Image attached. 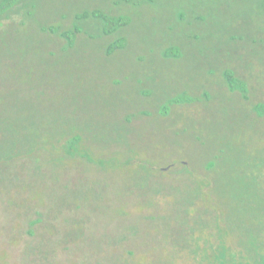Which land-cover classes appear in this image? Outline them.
Listing matches in <instances>:
<instances>
[{
	"label": "rangeland",
	"instance_id": "rangeland-1",
	"mask_svg": "<svg viewBox=\"0 0 264 264\" xmlns=\"http://www.w3.org/2000/svg\"><path fill=\"white\" fill-rule=\"evenodd\" d=\"M94 8L130 23L76 19ZM76 23L72 45L50 29ZM259 102L264 0H20L0 19V264L219 262L232 179L264 207ZM74 131L90 155L67 154Z\"/></svg>",
	"mask_w": 264,
	"mask_h": 264
},
{
	"label": "trees",
	"instance_id": "trees-1",
	"mask_svg": "<svg viewBox=\"0 0 264 264\" xmlns=\"http://www.w3.org/2000/svg\"><path fill=\"white\" fill-rule=\"evenodd\" d=\"M20 0H0V19L7 14ZM76 19L80 20H98L102 23V31L105 34H113L123 27L127 26L130 23V17L127 15H119L113 16L106 13L101 8L94 9H86L84 11L76 13ZM50 29L64 37L67 40L69 45H72L75 42L76 35L81 31V27L76 23L73 28H69L66 30H61L60 27H50ZM124 46V41L119 40L111 45L110 51H114L120 47ZM167 55H175L174 48L168 49L166 52ZM226 80L228 86L231 90H239L246 97L248 92V83L242 78L238 77L236 73L227 69L225 71ZM189 100L185 97H179L172 99V102H180ZM168 108V106H165ZM256 110L259 115H264V103L259 102L256 105ZM76 149H79V144L76 145ZM77 152V151H76ZM74 153V152H73ZM104 164V161H101ZM242 176H238L235 180L232 179V185H230V191L227 194L234 196V199H225L224 201L217 202L218 206L226 207L231 211L232 214L230 217H221L216 215L215 211L210 209V212L214 213L211 219H213L215 226L213 229L215 230V237L220 238V242H222V251L217 255V258L221 260L219 262H211L213 264H264V255L263 253H258V245L264 247L263 238H264V225L259 230L258 227L249 221V212L254 214L259 213L263 219L264 224V207L262 205L253 204L246 205L243 199V195L240 192L238 185L242 184L241 181ZM212 183V182H211ZM211 189V188H210ZM224 190H218L217 192H222ZM229 196V195H228ZM262 203V202H261ZM229 212V211H228ZM211 215V213H210ZM248 215V216H246ZM258 215V214H257ZM246 219L248 223L246 222ZM247 228L253 233L254 240L248 246H245L242 242V229ZM257 229L259 233L257 232ZM263 230V231H262ZM258 235H256V234ZM244 234V233H243ZM227 237L225 240L224 238ZM245 237V236H244ZM224 240V241H223ZM263 243V244H262Z\"/></svg>",
	"mask_w": 264,
	"mask_h": 264
},
{
	"label": "flooded vegetation",
	"instance_id": "flooded-vegetation-1",
	"mask_svg": "<svg viewBox=\"0 0 264 264\" xmlns=\"http://www.w3.org/2000/svg\"><path fill=\"white\" fill-rule=\"evenodd\" d=\"M179 97H185V98H188L189 100H186V101H180V102H177V101H175V102H172V99H175V98H179ZM171 99V101H170V103H171V105L172 104H180V103H185V102H188V101H195L196 99H195V97L194 96H190V95H188V94H185L184 96H182V94H180V95H176V96H174L173 98ZM168 106V105H167ZM168 108H169V106H168ZM71 135H70V137H69V139L65 142V147H66V152H67V154H69V155H72V154H77V153H80V154H82V156H84V157H86V155H88L89 153L87 152L88 150L86 149V145L84 144V139H83V135L80 133V132H78V131H74L73 133H70ZM69 135V134H68ZM67 135V136H68ZM67 136H63L64 138L65 137H67ZM77 144H79V149H76V145ZM81 147H85L84 149V151H82L81 149ZM87 150V151H86ZM77 151V152H76ZM74 152V153H73ZM90 155V154H89ZM163 170H165V169H163ZM15 245L16 244H7V245H5L4 247V249H2L1 248V246H0V248H1V250L2 251H6V253L7 254H10L9 252H8V250H12V249H10V248H12V247H15ZM6 249V250H5ZM11 255V254H10ZM12 256V255H11ZM0 257H1V254H0Z\"/></svg>",
	"mask_w": 264,
	"mask_h": 264
}]
</instances>
